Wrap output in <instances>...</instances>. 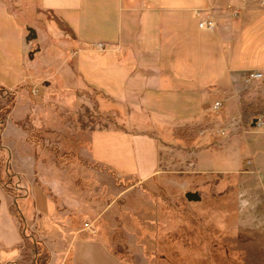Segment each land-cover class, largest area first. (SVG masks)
<instances>
[{"label": "rangeland", "instance_id": "374dc122", "mask_svg": "<svg viewBox=\"0 0 264 264\" xmlns=\"http://www.w3.org/2000/svg\"><path fill=\"white\" fill-rule=\"evenodd\" d=\"M36 4L0 0L24 35L30 26L26 10ZM31 43L33 50L37 39ZM48 52L54 67L41 55L32 62L28 55L24 58L28 66L34 65L35 83L28 88L36 86L35 96L25 87L0 90V182L12 179L9 187L15 194L22 192L20 186L38 185L57 204L51 218L39 220L29 200L23 207L27 217L21 221L10 200V212L24 235L21 262L70 264L69 248L80 237L100 242L120 264H264V175L250 164L241 165L240 158L227 156L224 147L236 136L264 129L250 123L245 132H234L223 141L213 132L233 114L221 118L223 101L216 112L212 102L207 109L211 119L160 131L155 139L156 171L142 179L134 172L129 135L151 137V122L124 117L114 122L111 104L105 105L93 92L73 89L68 78L64 80L69 84L62 87L65 66L55 58L56 48ZM17 66L15 62L9 71ZM261 75L236 93L244 118L264 110ZM113 128L119 130L103 133ZM197 145H202L200 153L193 155ZM92 155L113 163L118 172L98 164ZM198 168L238 171L197 172ZM16 180L18 188L13 186ZM245 191L257 204L248 218L239 209ZM186 192H197L200 200L187 201Z\"/></svg>", "mask_w": 264, "mask_h": 264}, {"label": "crops", "instance_id": "0c3cea01", "mask_svg": "<svg viewBox=\"0 0 264 264\" xmlns=\"http://www.w3.org/2000/svg\"><path fill=\"white\" fill-rule=\"evenodd\" d=\"M36 2L37 20L33 26L40 29L32 28L39 51L31 60L41 55L54 67L48 51L56 48L55 58L65 66L63 79L60 78L62 87L71 82L73 89L93 92L105 105L111 104L114 122L123 117L151 122V137L129 133L134 172L142 179L156 171L159 148L155 139L160 131L211 119L207 109L215 100L223 101L221 118L237 113L236 93L246 87L247 74L255 71L264 74V8L260 5L263 0ZM207 14L215 22L213 31L198 28ZM24 37L16 18L0 5V69L2 75L8 76L5 79L0 75V90L23 87L27 90L35 83L34 65L28 66L24 60L32 43H26ZM97 43L105 44L106 49L102 52L93 49L91 45ZM15 62L18 66L9 71ZM20 67L26 71L25 75ZM57 73L56 67L51 77L55 79ZM116 130L119 129L103 133ZM201 146H195L192 154L198 155ZM224 147L227 156L240 158L241 165L250 164L256 173L264 175V131L236 136ZM92 158L115 174L118 172L113 163L102 157L92 155ZM11 180L8 178L5 185L9 186ZM19 190L23 194L16 192L10 198L0 187V264H24L20 260L24 235L10 212L11 202L21 221L27 217L23 207L29 200L31 212L39 220L56 213V202L38 185L28 189L20 186ZM73 240L69 248L70 264H120L100 242L80 237Z\"/></svg>", "mask_w": 264, "mask_h": 264}, {"label": "built area", "instance_id": "2783aa9c", "mask_svg": "<svg viewBox=\"0 0 264 264\" xmlns=\"http://www.w3.org/2000/svg\"><path fill=\"white\" fill-rule=\"evenodd\" d=\"M261 6H264V3L261 2ZM262 6V7H263ZM234 14L237 13V11L233 12ZM198 28L205 31H213L215 28V22L212 19V17L207 14L204 19L200 20L198 23ZM91 47L97 51H104L106 49V45L103 43H97L91 45ZM74 53V52H73ZM260 72H249L246 76V82H251L259 79L261 77ZM28 93L32 96H35L38 93V89L35 85H32L30 88H28ZM222 102L221 101H214L211 104V109L216 112L221 109ZM254 120V128L255 129H264V110L259 111L255 113L254 115L248 116L246 118L243 117L241 111L239 110L237 113L229 116L227 120L225 121L226 125L224 124V127H220L214 130L213 133L217 134L223 141L230 138V136L234 132L243 131L245 132V127L247 128L248 125ZM204 131H200V135L203 134ZM14 187L18 188V184H14Z\"/></svg>", "mask_w": 264, "mask_h": 264}, {"label": "water", "instance_id": "95a60500", "mask_svg": "<svg viewBox=\"0 0 264 264\" xmlns=\"http://www.w3.org/2000/svg\"><path fill=\"white\" fill-rule=\"evenodd\" d=\"M25 31H26V34L24 37V41L26 43H31L32 41L36 39V31L34 28L30 26H26ZM38 51H39L38 47H35L33 50L29 51L28 52L29 59L31 60L33 57V54ZM253 125H254V120H252L250 126L252 127ZM184 197L187 201H192V202H197L200 200V197L197 192H186L184 193Z\"/></svg>", "mask_w": 264, "mask_h": 264}, {"label": "clouds", "instance_id": "9594fccd", "mask_svg": "<svg viewBox=\"0 0 264 264\" xmlns=\"http://www.w3.org/2000/svg\"><path fill=\"white\" fill-rule=\"evenodd\" d=\"M256 206V202L250 197L247 191L241 193L239 199V209L241 210L243 217H250Z\"/></svg>", "mask_w": 264, "mask_h": 264}, {"label": "trees", "instance_id": "16d2710c", "mask_svg": "<svg viewBox=\"0 0 264 264\" xmlns=\"http://www.w3.org/2000/svg\"><path fill=\"white\" fill-rule=\"evenodd\" d=\"M36 9H37V4H36V6L34 5V6H32V7H28V9L26 10L27 11V14H28V18L26 19L27 21V25H34L35 23V21L37 20V17H36ZM26 14V15H27ZM8 180V177H7V179L5 180V181H3V182H0V184L2 185V187H3V189L6 191V192H8V193H11V194H15L14 192H13V190L8 186V185H5V182Z\"/></svg>", "mask_w": 264, "mask_h": 264}]
</instances>
